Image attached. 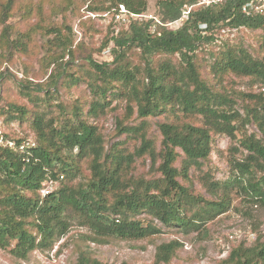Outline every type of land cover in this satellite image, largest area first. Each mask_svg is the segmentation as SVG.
I'll return each mask as SVG.
<instances>
[{"label":"trees","instance_id":"16d2710c","mask_svg":"<svg viewBox=\"0 0 264 264\" xmlns=\"http://www.w3.org/2000/svg\"><path fill=\"white\" fill-rule=\"evenodd\" d=\"M16 1L0 0V47L7 48V56L13 50L26 51L19 46L22 42L19 37L10 38L13 27L8 20ZM95 1H100L102 5L91 7V13H107L124 4L132 13L143 14L149 4L148 0ZM195 3L196 0H157L156 7L166 25L159 27L161 34L150 31L153 19L148 22L131 20L127 29L117 34L110 30L103 47L85 55L95 74L93 98L89 101L86 115L82 108L88 101L75 104L72 116L65 117V122H61L53 118L48 120L45 111H34L25 105L11 101L2 105L0 99V119L9 123L13 120L21 123L29 121L36 135L35 144L27 146L22 152H15L0 144L1 246L8 247L14 243L11 252L20 258H27L32 251L49 245L66 232V214L69 210L100 236L101 242L111 238L139 240L158 235L162 229L153 222L154 219L185 233L199 230L206 220L226 212L231 200L227 194L221 199H204L201 194H196L180 182L179 177L188 180L191 166L202 168L210 157L213 135L218 133L227 134L239 143L234 145V153H243L241 159L233 161V188H239V193L250 206H264V95L245 93L244 97L250 103L245 105L246 113L242 116L234 107L236 101L218 89L216 81L212 84L203 78L195 62L198 43L214 40L217 26L264 30V17L243 14L240 10L243 0H226L220 6L196 8L187 20L180 21L183 9ZM24 10L28 20L36 9L33 4L27 3ZM88 23L94 25L89 19L81 21V26L87 27ZM173 24L179 25L174 29L170 27ZM201 24L207 25L204 30L209 32L208 35L203 33ZM31 26L25 33H33L45 25L34 23ZM69 30L72 31L71 26ZM46 33L54 34L48 42L61 52H50L49 58L45 59L48 66L57 64L56 73L49 76L47 84H36L38 87L34 90L47 88V98L53 99L58 91V80L65 73L64 64L76 58L75 51L81 47V43L74 46V40L67 33L53 26L47 28ZM111 43L113 60L97 61L93 57L94 52H101ZM135 47L142 50L144 58L155 54L179 55L180 62L176 65L167 59L155 67L146 58L142 69L129 56ZM262 48L261 53L254 57L249 51L230 47L227 43L212 64L213 77L218 85L228 74L264 82V33ZM67 55H70L71 60L64 62ZM142 71L144 73L141 76ZM69 76L74 84L82 80L75 75ZM54 84L56 86L52 90L50 86ZM24 88L30 89L27 85ZM115 89L118 90L117 96L126 95L129 102L137 103L139 117L170 113L190 117L198 114L203 116L204 123L161 122L159 128L163 138L158 152L145 134L142 135L141 145L134 152L120 142L106 149L98 125L90 123L87 115L98 117L113 108L111 97L113 100L114 97L110 92ZM132 109L129 103L127 111L131 112ZM143 123L137 127L119 128L118 134L138 132ZM250 123L256 125L257 131L249 133L245 130V126ZM238 133H241V137ZM5 135L18 145L29 141L11 136L8 132ZM74 149L77 150L76 155L71 154ZM145 153H149L152 167L160 157L158 171L161 177L138 179L131 174L134 156ZM183 156V169L179 170L175 163ZM84 160L90 166L88 176L81 168ZM257 172L262 173L259 178ZM81 175L87 178L84 182L80 180ZM209 175L206 172L201 176L205 186L209 183ZM60 181L62 183L55 187ZM50 184L52 190L43 194V189ZM209 188L212 192L217 191L218 181H211ZM196 203H204V209L189 217L187 214ZM143 213L149 216L150 221L140 216ZM181 246L182 243L177 239L159 244L155 264L169 263ZM80 264L100 262L82 256ZM219 264H264L262 234L251 245L241 241L233 246Z\"/></svg>","mask_w":264,"mask_h":264},{"label":"rangeland","instance_id":"374dc122","mask_svg":"<svg viewBox=\"0 0 264 264\" xmlns=\"http://www.w3.org/2000/svg\"><path fill=\"white\" fill-rule=\"evenodd\" d=\"M148 1V10L143 14H146V17H154L155 19L143 17L137 20L140 22L154 21L152 28H149L153 32L154 30H160L159 27L165 24L162 20L163 16L156 7L157 0ZM198 1L196 0V2ZM27 3L33 4L36 9L28 20L24 10ZM101 5L100 1L95 0L16 1L8 20L13 27L10 38L12 40L19 37L22 41L19 46L25 48L26 51L13 50V53L7 56V48L0 47V99L2 105L7 104L5 103L7 101H11L18 105H25L34 111H45V117L48 120L53 118L56 121L65 122V117L72 116L75 104L88 101L82 108L83 113L86 115L89 101L93 98L92 86L95 85L93 82L95 74L85 59V55L103 47L104 39L110 30L117 34L122 29H127L131 20H136L128 17L122 21L115 20L112 11H109L107 17L102 15L105 14L104 11L94 12L96 16L91 15L89 9ZM39 19L42 20L38 21ZM89 19L92 20L94 25L88 23L87 27L81 26V21ZM157 21H161L162 24ZM34 23H43L45 26L38 31L34 30L33 33H25ZM178 25L173 24L170 27L176 29ZM52 26L67 33L74 40V46L81 43V47L76 48V58L72 61H70V55L65 56L64 62H70L64 64L65 73L58 80V91L53 99H49L45 94L47 88L40 89V91L34 89L38 87L36 84H47L49 76L56 73L55 70H57V64L52 63L48 66L47 60H45L49 58L50 52H61L48 42V39L53 38L54 34L48 35L46 30ZM70 26L73 32L69 30ZM93 28L99 30L95 31ZM1 29L2 23H0V32ZM203 33L205 34L206 31L204 30ZM263 33V29L233 28L220 25L216 27L215 39L212 41L202 40L198 43V49L195 52V62L201 76L212 84L216 81L217 88L236 101L234 107L242 116L246 113L245 105L250 103L244 97V94L256 92L264 95V82L252 77H239L235 74H228L224 77L221 85H218L217 80L213 77L212 64L215 57L227 43L230 47L245 49L254 57H257L263 49ZM208 34L209 32L206 33V35ZM112 47L113 44L111 43L101 52H94L93 57L99 62L112 61ZM129 56L131 61L134 64L141 65L142 69L145 66L146 58L153 62L155 67H158L161 62L167 59H171L176 65L180 62L179 55L155 54L144 58L142 50L136 47L129 53ZM143 73L142 71L141 76ZM69 75H75L82 80H80V83L74 84L70 81L71 77ZM24 85H27L30 89H25ZM55 86V84L51 85L50 88L54 90ZM112 91L110 95H113L114 100L110 97L113 108H109L98 117L87 115L90 123L98 125V130L104 137L106 149L112 144L120 142L129 151L134 152L141 145L142 135L145 134L158 152L161 149L163 138L159 128L161 122L167 120L172 123H204L203 116L198 114L190 117H180V114L171 113L169 115L157 114L144 118L139 117L136 102H129L126 95L117 96L116 92L118 90L116 89ZM129 103L133 107L131 112L127 111ZM142 122L144 123L138 132L118 134L119 128L124 126L137 127ZM0 129L3 134L8 132L14 137H23L31 142L36 141L35 132L29 121L21 123L19 120H13L9 123L0 119ZM245 130L251 133L257 131V128L254 123H250L245 126ZM238 135L241 137V133H238ZM234 145H239V143L227 134H214L210 157L201 166L202 168L191 166L188 180L179 177L180 182L194 190L196 194H201L204 199H221L227 194L231 200V205L226 212L212 220H206L199 230L185 233L175 226L167 227L158 219H154L153 222L162 229V232L158 235L139 240L111 238L107 239L106 242H101L99 241L100 236L85 226L75 216L76 214L74 215L69 210L66 214L68 224L64 234L57 236L49 245L35 249L25 259L11 252L14 243L8 247L0 245V264H80L82 256L95 258L100 264H155L157 246L173 239L179 240L182 246L169 263L159 264H219V261L227 257L230 249L239 242L245 241L246 244L251 245L259 234H262L264 238V206H250L243 199L242 194L239 193V188H233V161L243 157L241 152L234 153ZM76 153V149L71 151L73 155H76ZM183 161L184 156L180 157L175 163L179 170L183 169ZM160 162L158 156L156 164L152 167L153 163L149 153L142 156L135 155L130 172L138 179L143 177L146 179L158 178L161 177L158 171ZM81 168L88 176L91 170L87 160L81 162ZM57 170H59L58 167ZM206 172L210 173L209 183L218 181L219 188L217 191L212 192L209 183H206V186L203 184L204 180L202 181L201 176ZM261 175L262 173H256L258 178ZM86 176L81 175L80 180L84 182L87 179ZM61 183L62 181L58 182L55 187ZM203 209L204 203H196L187 215L192 217L196 212H202ZM246 211L250 213H246ZM140 216L150 221L147 214L143 213Z\"/></svg>","mask_w":264,"mask_h":264},{"label":"built area","instance_id":"2783aa9c","mask_svg":"<svg viewBox=\"0 0 264 264\" xmlns=\"http://www.w3.org/2000/svg\"><path fill=\"white\" fill-rule=\"evenodd\" d=\"M226 0H199L195 4L191 5L190 7L184 8L182 12V16L179 19L180 21L187 20L190 17V13L195 10L196 8L200 7H210V6H220ZM240 10L243 14L247 16H261L264 17V0H243V3L240 5ZM112 15L115 20L122 21L125 20L126 17L130 19H142L146 17V14H134L126 7L124 4H120L116 9L112 10ZM109 12L102 14L103 16L107 17ZM91 15L96 16V14L91 13ZM146 18H154V17H146ZM155 19V18H154ZM162 24L161 21H157ZM154 24V23H153ZM150 24V28L152 25ZM207 27L206 24H201L200 28L205 29ZM154 33L161 34L160 30H154ZM264 90V87H263ZM0 144L13 149L15 152H22L25 150L27 146H33L35 143L31 141H26L20 145L16 144L14 140L7 138L5 133H2L0 129ZM52 190L51 184L43 189V194H47Z\"/></svg>","mask_w":264,"mask_h":264}]
</instances>
